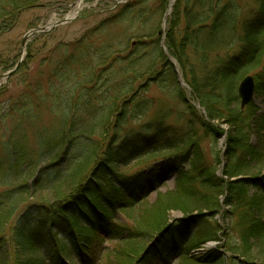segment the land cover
Returning a JSON list of instances; mask_svg holds the SVG:
<instances>
[{
  "label": "rangeland",
  "instance_id": "obj_1",
  "mask_svg": "<svg viewBox=\"0 0 264 264\" xmlns=\"http://www.w3.org/2000/svg\"><path fill=\"white\" fill-rule=\"evenodd\" d=\"M80 1L82 0H40L36 7L21 14L13 30L0 35V117L7 114L11 108L22 109L23 111V109L30 110L32 107H36L38 108L37 113H39L35 118V121L37 120L35 125L50 129L53 125L55 127L53 121L58 118L56 113L60 114L69 105L67 98L76 94L81 87H93L98 84L97 87L102 90L101 93L95 95L96 98H100L102 92L104 95L108 91L112 93L114 86L119 87V83L116 84L114 81L108 83L109 85L106 84V79L110 77L111 73H115L112 71L119 68L122 62L114 65L115 67L108 73H104L103 66H89L88 69L87 66L71 65L67 67L63 63L65 59L73 55V48L77 46L79 41L103 23L108 22V19L114 21L113 17L120 15L123 10L139 0H83L82 9L77 11L76 4ZM182 1L148 0L144 2L142 0L138 7L135 4L131 9L132 12L127 13L128 22L126 20L124 24L122 22L118 26L114 21V24L109 27L108 31L111 30L109 33L115 35L120 34L126 27L132 28V30L125 32L128 33V36L125 42L122 40L123 45L136 42L137 37L143 40L148 37L147 40H149V36L157 31L162 55L168 61L170 60L180 72V76L176 74V81L179 83L178 89L181 93L177 96L180 98L176 99L175 93H172L175 90L174 83L169 82L166 85L161 83L164 78L161 77L163 69H159L162 65L161 62L164 63V61H155L157 58L152 56L153 48L151 53L148 49L149 54L141 63L134 66L131 64L132 59L129 61L130 67L127 73L129 77L131 73L134 75L137 72L145 73L141 74L140 80L132 83L133 92L126 95V97L128 96L126 102L134 99L140 89L148 88L147 97H154L157 102L154 105L155 110L146 117H141L140 123L154 122L155 113L156 115L170 114L172 115L168 119L170 132L173 130V133L176 131L189 133L198 130L202 134L199 141V143L201 142L199 151L202 157L199 156V160L205 159L207 165H212L216 177L224 181L225 184L228 183L229 185L231 181L236 182L237 184L234 186L236 191L233 189L226 190L219 196L220 209L215 214L214 211L204 209V205H196L187 201L180 202L176 196L179 194V187L182 189L180 185L182 177L190 169L189 163L183 164L184 154L178 157L170 156L172 153L166 151L165 147H160L148 157H136L127 166H121L116 172L118 176L123 178L137 176V183L144 188L139 193L140 198L135 200V204L131 208L126 209L121 203L117 204L116 207L110 206V211L105 210L113 223L120 224L133 233L131 234L133 240L129 242L123 240L126 237V229L121 232L119 237H111V235L105 234L103 238L101 237L102 233H100L102 230L98 233L90 231L89 253H96V256H90L86 264H264V224L256 228L257 232L254 229L253 232H249L246 206L244 202L241 203L239 200L240 197L241 200L245 198L251 201L253 207L257 209L254 211L257 221L264 223V159H261L264 157V52L259 54L256 61L242 73L237 83L239 86L246 76H252L256 84L255 97L252 102L253 110L249 121V124H252L251 131H245L244 138L241 139V137L236 136L235 128L233 129V126L229 124L231 122L229 119H224L225 117L214 119L211 116L186 83L182 66L169 52L167 44L173 27L176 26L182 31L181 18L179 17L175 21L178 15H184V13L183 15L180 14L177 9V6L180 9L183 8ZM236 1L242 7L240 14L244 20L253 16L254 12L260 8L259 2H261L260 0ZM155 7L161 8L157 10L154 14L156 16L153 18V16L150 17V14ZM72 17H76V19L69 20L66 24L50 27L52 23L56 24ZM260 20L259 18L254 21L250 19L248 22L250 36L254 35L264 25V22ZM183 25H185L184 21ZM39 27L46 29L41 34L30 37L23 46L25 36ZM141 33L142 36H139L138 34ZM99 40L96 42V37H94V41H92L95 44V49L101 44V39ZM127 52L124 55H127ZM236 52L237 50L234 54ZM195 57V54H192L191 60L194 62L196 61ZM253 57L254 54H249V58L252 59ZM226 58L228 60L226 52L222 51V47L216 49L212 54L207 53L206 56L210 67L219 61L225 62ZM98 59L93 58L97 64L99 63ZM149 64L152 66V70L157 66V70L155 69L153 73L150 72L151 69L145 70ZM17 65L20 66L19 70H16L10 77H4L13 71ZM52 70H54L53 74L60 73L59 76H62L61 73H63V76L60 77V80L54 77L53 82L49 83ZM119 79L122 80L123 77L116 80L119 81ZM88 80L92 81L91 85L86 83ZM156 80H159L160 83L155 85ZM107 85L111 88H106ZM238 86H236L237 89ZM28 92L34 94V101H31L26 95ZM85 93L90 94L89 90ZM233 95L234 93L230 95L227 92V96L232 97ZM118 98L123 99L121 95H118ZM110 103L109 100H98L95 111H92L89 106L83 105L82 110L84 112L77 113V120L81 118V121L88 122L98 131L93 134L97 140L105 139L107 137L106 132L108 133L106 130L105 135L100 132L103 120L101 117L104 115V110L99 111L98 108L107 110ZM230 104L232 109L240 108L241 100L239 99L237 103L230 102ZM220 109L223 110L224 114H227L225 109ZM118 110L116 115L124 117L127 113L129 114V111H125L126 114L123 112L125 110L123 107ZM20 116L21 114L18 113L14 114V117L10 116V119L3 118L0 121L2 126L0 134L3 132L5 135V139H2L1 142H6L18 121L23 120V117ZM125 118L129 120V117ZM238 118L232 120L242 124L243 121ZM201 119L205 130H202ZM155 121L158 120L155 119ZM116 124L114 122L112 127ZM128 124L125 125V128H128ZM131 124L137 126L134 122ZM124 132L125 130L121 131L119 128L118 134L123 136ZM30 134H34V132L31 131L28 135L29 141L32 142L37 138V135ZM242 140L249 146L246 153L247 160L235 162L237 173L241 175L230 178L227 176V171L233 163L231 159L234 153L233 149L242 148L241 146L245 144ZM91 144L97 143L94 140ZM74 149L75 146L70 151L72 152ZM66 154V152L58 151V156L61 157L59 163L61 168H65L64 170H68L70 165L74 163L73 161L70 162V155L67 154V156ZM101 154V151L98 152L97 159H94L93 171L104 167ZM168 158L177 160L171 161ZM49 163L50 160L47 159L42 161L36 169L37 171L26 177L24 175L23 179L15 176L16 172L14 173L12 169H5L3 173H0V193L11 187L8 185L9 183L13 186L20 183L27 185L26 194H23L16 204L17 208L21 210L20 215L15 218L16 223L23 217L21 214L25 213L27 209L25 206L29 205L28 207H30L34 202L48 201L52 203L76 190L81 185L79 183L82 182V178L87 175V170L90 169L85 170L81 175L82 177H78L79 173H75L76 169H73L74 171L69 170V179L60 186L57 192L37 191V180L40 176L38 170ZM93 171L90 172L89 177L91 176L95 181L93 176L95 172ZM60 193L63 196L59 195ZM16 223L10 229V233L18 225ZM20 227L21 225H18V231ZM162 230L163 233H161ZM10 236L6 238L5 243L0 248V264H16V262L17 264H46L43 259L38 263L39 254L33 251L26 252L22 247L16 248ZM57 241L61 248V258L64 259L65 264H83L82 260L78 259L66 236H57ZM156 245H158V249L152 251ZM163 248L169 249L163 252L161 251ZM151 252L159 253L161 256L157 261L145 263L144 257ZM47 264L52 263L48 262Z\"/></svg>",
  "mask_w": 264,
  "mask_h": 264
},
{
  "label": "trees",
  "instance_id": "obj_2",
  "mask_svg": "<svg viewBox=\"0 0 264 264\" xmlns=\"http://www.w3.org/2000/svg\"><path fill=\"white\" fill-rule=\"evenodd\" d=\"M39 1L0 0V35L13 30L21 14L36 7ZM141 1L133 3L129 8L123 10L120 15L113 17L115 24H118V26L122 22L124 24V21L127 20L126 16L132 12L131 9L135 4L138 7ZM260 1V8L250 18L252 21L259 18L264 22V0ZM165 3L167 5V2ZM182 6L183 8L181 9L177 6V9L180 14L183 15L184 13V15H178L175 21L180 17V20H182L180 25H183V21L185 25H181L182 31L176 26L173 27L174 29L171 28L173 31L169 35L167 44L169 52L182 66L186 83L202 105L207 108L211 116L214 119L224 117V119H229L231 121L229 124L233 126V129L235 128L236 136L243 139L244 132L251 131L252 124H249V121L253 106L250 105L245 110L240 108L232 109L230 102L237 103L239 100L236 86H238L237 83L242 73L256 61L259 54L264 52V25L254 35L250 36L248 30L250 19L244 20L241 17L240 10L242 11V7L239 6L236 0H183ZM158 9L155 7L150 17L153 16L154 18L156 16L154 14ZM114 21L108 19V22L103 23L99 28L79 41L77 46L73 48V55L65 59L63 65L67 67L71 65L87 66L88 69L89 66H103L104 73H108L113 67L122 62L119 68L112 71L115 73H111L110 77L106 79V84L112 81L116 84L119 83L118 88L114 86L112 93L108 91L104 95L102 92L100 98H96L95 95L101 93L100 91L102 90L97 87L98 84L93 87H81L76 94L67 98L69 105L60 114L56 113L58 118L55 120L57 122L54 120L55 127L53 125L50 129L35 125L37 121H35V118L39 113H37L38 108L36 107V109L32 107L30 110L23 109V111L22 109L11 108L7 114L0 117V121L3 118L10 119V116L14 117V114L18 113L21 114L20 117H23V120L18 121L15 125L6 142H1L2 139H5V135L3 132L0 134V173H3L5 169H12L14 173L16 172L15 176L23 179L24 175L26 177L37 171L36 169L42 161L47 159L50 160V163L38 170L40 176L37 180V191L57 192L60 186L69 179L71 170L76 169L75 173H79V177L85 170L90 168L76 190L64 196V199L60 198L52 203L48 201L42 203L34 202L30 207H28L29 205L25 206L27 209L25 213L21 214L23 217L20 221L16 219L17 223L15 218L20 215L21 210L17 208L16 204L18 199L23 194H26L28 189L26 184L20 183L13 186V184L7 183L11 187L7 191L0 193V248L5 243L6 238L11 235L10 239L16 248L22 247L26 252L33 251L40 255L38 263L43 259L46 264L48 262L65 264L64 259L61 258V248L57 241V236L64 235L74 248L78 259H81L83 264L88 263L90 256H96V253H89L90 231L98 233L102 230L100 233H102L101 237L103 238L105 234L111 235V237H119L121 232L126 229L120 224L113 223L105 210L110 211V206L116 207L117 204L121 203H123L124 208H131L134 206L135 200L138 197L140 198L139 193L144 190L137 183V176L123 178L118 176L116 171L121 166H127L136 157H148L160 147H165L166 151L172 153L170 156L178 157L184 154L185 160L183 164L189 163L190 165V169L185 172L180 182L182 189L179 187V194L176 195L180 202L187 201L196 205H204V209L214 211L213 213L217 214L216 211L220 209L219 196L226 190L233 189L236 191L234 189L236 182L231 181L229 185L228 183L225 184L224 181L216 177L212 165H207L205 159L199 160L198 157H202L199 151L201 143L199 141L202 134L198 130H193L189 133H178L177 131L173 133V130L170 132L171 128L168 126V119L172 116L170 114L156 115L155 113L153 116L154 122L140 123L139 119L141 117H146L155 110L154 105L157 100L154 97H147L148 88L145 87L136 93L134 99L128 103L126 102L128 99L126 95L133 92L132 83L140 80L141 74L145 73L137 72L135 75L131 73L129 77L127 74L130 67L129 61L132 59L131 64H134V66L141 63L149 54V50L151 53L153 48L152 56L157 58L155 61H164V63L161 62L162 65L159 69H163L161 77L164 78L161 83L164 85L169 82L174 83L175 90L172 93H175V98L179 99L180 97L177 96L181 92L178 89L179 83L176 81L175 67L162 55L158 43L159 33L157 31L149 36V40H147L148 37L146 40L135 37L137 39L136 42L133 41L131 44L123 45L122 40L125 42L128 36V33L125 32L132 30V28L126 27L118 35L110 34L111 30H108L114 24ZM142 33L138 35L142 36ZM94 37H96V42L101 39V44L96 49L94 48L95 44L92 42ZM221 47L222 51L226 52L228 60L226 58L225 62L219 61L210 67L208 60H206L207 53L212 54ZM129 48H131L130 51H128ZM236 50L237 52L234 54ZM126 52L127 55H124ZM192 54L196 56L195 62L191 60ZM249 54H254V57L252 59L249 58ZM93 58H99V63L97 64ZM149 67H146L145 70L151 69L152 66L149 64ZM156 67L153 70L151 69L150 72L152 71L151 73H153ZM53 71L51 72L49 83L53 82L54 77L60 80V77L63 76V73H61L62 76H59L60 73L53 74ZM114 76L116 77L114 78ZM119 77H123V79L117 81L116 79ZM155 82V85L160 83L159 80ZM86 83L91 85L92 81L88 80ZM108 85L106 88H111ZM88 90L90 94L85 93ZM227 92L230 95L234 93V95L232 97L227 96ZM26 95L29 96L31 101L35 100L34 94L28 92ZM118 95H121L123 99L118 98ZM102 99L111 102L107 110L98 108L99 111L104 110V115L101 117L103 120L100 132L102 135H105V130L108 133L106 132L107 137L105 139L97 140L93 137V134L98 131L88 122L81 121V118L79 120L76 118L77 113L83 111V105L89 106L92 111H95L96 103L98 100L102 101ZM121 107L125 108L123 112L129 111V114L127 113L124 117L116 115ZM220 108L225 109L227 114H224ZM125 117H129V120H126ZM237 118L243 121L242 124L232 120ZM155 119L158 121H155ZM114 122L117 124L112 127ZM132 122L136 123L137 126L132 125ZM127 123H129L128 128H125ZM26 124L27 126H25ZM201 124L202 130H205L202 119ZM1 127L0 125V129ZM119 128L121 131L125 130L123 136L118 134ZM31 131L37 135V138L32 142L29 141L28 136ZM94 140L97 143L95 145L91 144ZM242 141L245 143L241 146L242 148H232L234 152L231 157L233 163L227 171V176L230 178L241 175L237 173V164L235 162L247 160L246 153L249 146L244 140ZM74 146L75 149L71 152L70 150ZM187 146H189L188 149ZM58 151L66 152L67 154L70 152L68 154L70 155L69 160L74 163L70 167L68 166V170L61 168L59 163L61 157L58 156ZM100 151L104 160V167L102 166L99 170L93 171L94 159H97V154ZM168 159L171 160V158ZM261 159H264V157H261ZM91 171L95 172L93 175L95 181L91 176L89 177ZM59 195L63 196L61 193ZM239 200L241 203L244 202L246 206L248 231L253 232L254 229L257 232L256 228L264 224L257 221L254 213L257 209L253 207L251 201L245 198L241 200L240 197ZM62 201L65 202L62 203ZM101 218H103L102 221ZM15 223L21 225V227L18 231V225H16L10 233V229ZM126 231V237L123 240L129 242L133 240L131 235L133 233L127 229ZM163 232L162 230L161 233ZM261 232L258 233L260 234ZM155 249H158V245L154 246L152 251ZM166 249L169 248H163L161 251L164 252ZM153 254L154 252L147 254L143 261L145 263L155 261L160 255L157 253L153 256Z\"/></svg>",
  "mask_w": 264,
  "mask_h": 264
},
{
  "label": "water",
  "instance_id": "obj_3",
  "mask_svg": "<svg viewBox=\"0 0 264 264\" xmlns=\"http://www.w3.org/2000/svg\"><path fill=\"white\" fill-rule=\"evenodd\" d=\"M27 38L28 37L25 38L24 44H25ZM14 71L15 70L9 72L4 77H6V76L10 77ZM239 95L242 99L241 108H245L247 105H249L251 102H253L254 95H255V84H254L253 77L248 76L242 81V83L239 86Z\"/></svg>",
  "mask_w": 264,
  "mask_h": 264
},
{
  "label": "bare ground",
  "instance_id": "obj_4",
  "mask_svg": "<svg viewBox=\"0 0 264 264\" xmlns=\"http://www.w3.org/2000/svg\"><path fill=\"white\" fill-rule=\"evenodd\" d=\"M82 5H83V3H82V4H81L80 2L78 3V8H79V10L82 9V7H83ZM31 34H32V33H31Z\"/></svg>",
  "mask_w": 264,
  "mask_h": 264
}]
</instances>
